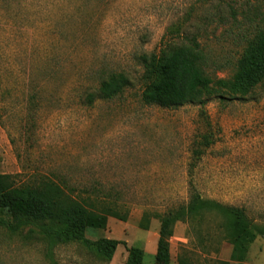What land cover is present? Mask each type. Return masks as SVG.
Returning a JSON list of instances; mask_svg holds the SVG:
<instances>
[{"label":"rangeland","instance_id":"374dc122","mask_svg":"<svg viewBox=\"0 0 264 264\" xmlns=\"http://www.w3.org/2000/svg\"><path fill=\"white\" fill-rule=\"evenodd\" d=\"M263 24L264 0H0V173L116 212L103 229L67 234L0 210V264H177L181 252L264 264V77L245 96L220 83ZM194 39L210 79L200 101L146 104L142 56ZM118 72L123 92L88 102ZM191 186L242 209L253 240L232 243L209 212L176 221L158 253L160 216ZM102 238L118 241L108 259Z\"/></svg>","mask_w":264,"mask_h":264},{"label":"trees","instance_id":"16d2710c","mask_svg":"<svg viewBox=\"0 0 264 264\" xmlns=\"http://www.w3.org/2000/svg\"><path fill=\"white\" fill-rule=\"evenodd\" d=\"M146 81L142 99L146 104L174 108L185 103L199 102L202 88L210 82L203 69V56L194 39L192 43L162 51L160 54L142 56ZM264 77V24L247 41L236 62L235 71L228 81H221L230 95L245 96ZM129 85L128 77L112 73L96 92L87 95L88 102L95 97L110 99L123 92ZM196 164H189L190 170ZM85 193V192H84ZM89 195L72 196L64 188L49 179L33 185L14 186L10 174L0 173V210L8 214L55 226L67 234H83L87 230L103 229L107 217L116 212L113 208H98ZM215 212L220 218V228L225 238L234 244L251 242L254 238L242 209L202 198L194 186L190 188L188 202L178 209L160 216L157 252L167 253V239L173 233L178 220L193 222L196 218ZM117 240L102 238L97 243V253L108 259ZM128 264H132L128 260ZM177 264H193L191 258L181 252Z\"/></svg>","mask_w":264,"mask_h":264}]
</instances>
